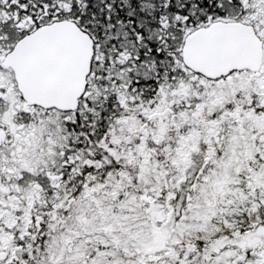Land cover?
<instances>
[{
	"label": "snow or ice",
	"instance_id": "1",
	"mask_svg": "<svg viewBox=\"0 0 264 264\" xmlns=\"http://www.w3.org/2000/svg\"><path fill=\"white\" fill-rule=\"evenodd\" d=\"M0 264H264V0H0Z\"/></svg>",
	"mask_w": 264,
	"mask_h": 264
}]
</instances>
